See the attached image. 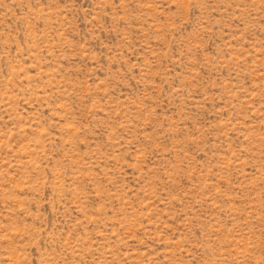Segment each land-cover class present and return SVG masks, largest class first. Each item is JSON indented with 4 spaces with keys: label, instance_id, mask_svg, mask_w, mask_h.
<instances>
[{
    "label": "rangeland",
    "instance_id": "1",
    "mask_svg": "<svg viewBox=\"0 0 264 264\" xmlns=\"http://www.w3.org/2000/svg\"><path fill=\"white\" fill-rule=\"evenodd\" d=\"M0 264H264V0H0Z\"/></svg>",
    "mask_w": 264,
    "mask_h": 264
}]
</instances>
